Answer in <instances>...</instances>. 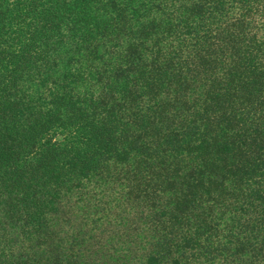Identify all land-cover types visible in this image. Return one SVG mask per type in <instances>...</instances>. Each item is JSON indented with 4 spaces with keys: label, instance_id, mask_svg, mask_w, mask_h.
I'll return each instance as SVG.
<instances>
[{
    "label": "trees",
    "instance_id": "16d2710c",
    "mask_svg": "<svg viewBox=\"0 0 264 264\" xmlns=\"http://www.w3.org/2000/svg\"><path fill=\"white\" fill-rule=\"evenodd\" d=\"M0 264H264V0H0Z\"/></svg>",
    "mask_w": 264,
    "mask_h": 264
},
{
    "label": "rangeland",
    "instance_id": "374dc122",
    "mask_svg": "<svg viewBox=\"0 0 264 264\" xmlns=\"http://www.w3.org/2000/svg\"><path fill=\"white\" fill-rule=\"evenodd\" d=\"M115 189H116V188H115ZM115 189H114V190H115Z\"/></svg>",
    "mask_w": 264,
    "mask_h": 264
}]
</instances>
